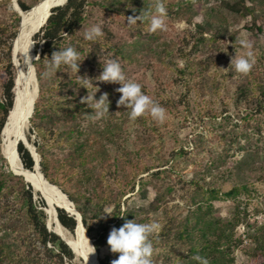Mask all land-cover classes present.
<instances>
[{
	"label": "rangeland",
	"instance_id": "rangeland-1",
	"mask_svg": "<svg viewBox=\"0 0 264 264\" xmlns=\"http://www.w3.org/2000/svg\"><path fill=\"white\" fill-rule=\"evenodd\" d=\"M23 1L28 6H31L38 1L42 2L44 0ZM145 1L163 6L164 27L161 29L150 31L149 16L145 18L141 17L135 24H128L127 17L132 16L135 18L140 15V13L136 12L134 4L118 9L112 8V6H103L104 3L106 4L105 0H91L89 5H87L85 11L86 19L78 35L84 38V32L92 24L99 23L102 25L104 33L99 38H104L109 43L111 42V44L119 47L124 46L126 50H135L137 48L139 50L138 54L135 59L134 55L131 57L133 58L132 61L126 62L121 59L117 61L121 64L127 77L140 83L142 90L153 100L155 96L152 94V90L154 89L158 90L160 95L164 97L165 101L161 104L166 111L164 121H155L148 112L145 123L143 119H138L137 117L133 120L129 114L125 115L123 113V111H126L125 107L118 106L117 104L121 94L116 89L121 85L108 83L107 87L105 82L95 79L101 74L100 71L96 70V76L92 78L93 85L98 87L95 96L108 95L109 112H104L101 115L99 114V110L94 109L93 115L89 118L79 119L74 122H59L57 128H54V130L63 133L73 127L76 132L71 139H67L65 135H61L62 137L58 139V143L47 150V155L50 156L51 160H60L61 162L66 159L70 162L71 160L67 158L71 150L74 149V146L70 147L69 143L72 141L75 142L74 144L77 142L81 143L90 138V142L93 145L89 151L99 148L106 153L103 160L107 162L108 173L104 185L111 187V190L114 191V197L120 194L119 183L116 182L118 178L122 180L123 186L127 182L126 178L136 179L137 184L134 193H131L130 187L125 188L128 190V193L121 200L122 210L127 208L146 210V213H143L140 219H143L144 223L157 222L160 227L155 234L160 232L168 219L183 220L188 214L189 207L187 205L190 204L194 193L192 181L203 176L206 170L214 174L216 181H218V177L219 179L221 177L224 178L225 184L223 188L225 191L238 184L249 185L250 194L243 193L235 200L228 199L215 202L214 206L216 216L226 219H232L236 216L237 220H239L236 236L238 239L240 238L242 243L235 249L236 264H258V253L263 252L264 248H258V244L255 243L256 240L254 241L253 236H261L262 233L259 231L257 234L256 229L264 225V169L263 171L258 170V172L246 175L240 173V170L237 169V163L245 160L244 156L246 154L241 148L245 144L244 139L240 140L242 138L240 136L241 133L248 132L247 134L253 138V142L258 137L264 144V108L259 116L255 114L259 102H264V97L261 95L262 88L264 87V0L246 1L248 6L255 8L256 18L250 15L242 17L232 14L226 9L218 11V15H215L216 17L208 16L207 18L209 9L217 4L219 6L220 0H192V24H188L183 14L173 17L169 14L172 5L175 6V9L173 8L175 10L174 13L177 12L178 8L181 9L186 6L185 0ZM155 9L150 14H155ZM22 13L27 12L21 10L19 0H0V59L5 58V47L3 48V46H5V43L9 44L10 36L17 25L19 26L17 36L19 35L23 19ZM206 18L215 22L214 27L218 25L219 34H217L215 29H213L212 33H208L209 37L217 34L218 41L210 45H199V48L195 49L193 47L195 42L193 37L196 34V27L194 25L204 23ZM217 20L218 23H216ZM44 21L45 19L42 18L38 26ZM6 28H8V31L3 33L2 30ZM154 32L159 38H148ZM190 32L193 35H190ZM139 33L143 38L138 37ZM241 41H249L253 45L251 51L254 53L255 64L247 74L237 73L233 65L230 64L234 56H243L249 50L241 45ZM138 42H142L143 44ZM33 44L32 41L34 56L32 65L36 72L38 84L40 85L38 74L41 75L43 82H47V85L51 80V84L54 85L68 83V79L73 77L75 73H70L66 79L58 70H50L49 62L44 61L39 64V55L35 58ZM168 51L170 53L166 56L165 52ZM187 55H189L188 60ZM98 57L101 63L105 64L113 59V52L99 53ZM84 60H86L84 64L88 71L92 66L88 65L89 59H87V55H85ZM12 63L17 77L16 97L19 91H25L23 92L24 97L28 98L33 87L32 77L21 55L17 54L15 56L13 54V48ZM2 66L7 65H4L2 62L0 68ZM185 68L187 71L182 74L181 70ZM2 77L3 71L0 69V103L6 102ZM244 86L250 90V93L247 99L239 103L237 101V90ZM89 88V91H85L87 95L96 91L91 86ZM148 89L150 94L146 91ZM12 92H14V89ZM51 94L56 99L68 97V94L62 91V89H56ZM157 98H159L158 104L160 105L162 100H160V97ZM96 99L98 100L99 98ZM251 109L254 110L253 118L244 119ZM10 114L6 123L9 121ZM33 116L32 113L28 129L25 132L26 144L32 147L35 142H41L35 131L34 124L31 123ZM2 119L3 112L0 110V124ZM35 121L38 122V119ZM6 123L3 130H0L1 153L14 176L23 177L26 185L29 184L32 187L34 201L38 204L40 197L47 199L48 204L44 199L47 205L45 209L48 215L47 227L50 232L58 235L54 230L55 226L51 221L52 217L48 213L49 199L38 191H35L33 185L28 181L26 182V178L18 174L10 161L5 157L3 144L6 135ZM112 123H119L122 126L121 132L120 130L117 132L118 134L115 139H106L104 134H97L102 130L104 131ZM83 128H88L89 133L81 137L80 132ZM259 129L262 132L260 136L258 133ZM3 131L5 133L2 134ZM26 135L28 139L31 138V142H29L30 140L28 141ZM92 136L98 138L100 142L96 143L92 139ZM182 146H185L186 154L179 156L176 153L181 150ZM222 153L224 155L229 153V157H227L226 165L224 164L218 169V156ZM37 154V160L41 161L40 156ZM103 160L100 162H104ZM2 167L3 163L0 162V168ZM148 168L152 169H150L149 173H144ZM41 172L37 166L32 173H28L34 176L39 174L43 181L47 182L48 180L42 176ZM77 172H74L70 167H61L58 171L52 169L51 177L57 180L61 186V188L58 186V190L55 188L59 193L64 195L65 193H63L62 189H65L80 202L79 208H84V193L80 194V191L75 187ZM71 174L75 175L72 179H69L68 176ZM98 175L99 172L96 171L95 176L97 177ZM6 178L9 186L19 185L21 187L22 183L18 179L11 178L9 175ZM142 180L144 181L142 184L146 183V188L148 189L146 200L138 193L140 190L139 183L143 182ZM211 181H213L212 177H209L207 182ZM47 183L51 185L49 181ZM93 187L94 185L89 190L90 193L96 192L93 190ZM167 187L172 188L170 194L167 193ZM158 190L165 194L164 203L158 212H152L150 204L154 200ZM3 199H1L3 203L14 201L13 196H9V198L4 197ZM73 205L76 207L75 204ZM54 206H58V204ZM113 207L112 205L107 206L106 212L111 213ZM108 216V214L105 216L107 222ZM90 224L97 231L100 222L92 221ZM112 228L113 225H110L105 246L102 247L100 252L101 258H105L106 256L117 258L119 255L118 253H112L110 246L107 244V239ZM67 232L75 240L79 255L75 254L76 259L73 263L66 260L65 264H89L88 246L80 241V231L78 232L77 230V234H72L68 230ZM93 234L97 235V232ZM92 241L94 242V240ZM261 244H264V241H261ZM170 246L159 244L154 247L151 257L152 262L155 264L161 263L167 255L175 258L181 247L172 248V251L169 248ZM255 253L257 254V258H253ZM42 264L55 263L48 261Z\"/></svg>",
	"mask_w": 264,
	"mask_h": 264
},
{
	"label": "trees",
	"instance_id": "trees-1",
	"mask_svg": "<svg viewBox=\"0 0 264 264\" xmlns=\"http://www.w3.org/2000/svg\"><path fill=\"white\" fill-rule=\"evenodd\" d=\"M90 1L91 0H68L63 7L55 9L53 7L51 9V16L50 14H47L49 9L44 13L42 18H44L45 21L41 26H38L39 28L41 27L40 30L38 31L39 28L37 27L32 33V41L33 43L34 41L36 42L34 43L35 45L33 44L34 52L36 53L35 55H39V64L44 61L49 62L51 54L54 51L63 49L67 46H73L80 53L81 63L77 75L92 79L96 76V70L100 72L103 71L102 66L104 63H101V60L98 57L99 53L107 51L113 52L112 60L121 59L129 62L132 61L133 58L131 57L133 55L135 59L139 51L137 48H135V50H126L124 46L119 47L111 44V42L109 43V41L104 38H98L95 42H89L84 38L79 37V31L86 19L85 11ZM105 1L106 4L103 2V6H112V8L118 9L132 6L134 4L136 12L140 13L142 18L146 17V15H144L146 11L151 13L157 6L156 3H149L145 0ZM185 1L187 3L186 6L181 9L178 8L176 13H174L175 10H173V8L175 9V6L172 5L169 14L171 17L183 14L184 17H186L188 24H192L193 14L191 11L193 1ZM246 1L247 0H220L219 6L217 4L209 9L207 18L208 16L216 17L215 15H218V11L221 9H226L230 13L242 17L250 15L253 16V18H256L255 8L248 6ZM39 2L40 1L36 2L34 5ZM34 5L28 6L23 0H19V7L23 12H28ZM207 18L204 23L194 25L196 27V34H194L193 37L195 41L193 47L195 49H198L199 45H210L212 43H217L218 41L217 34L220 32L218 25H215L214 27L215 22L207 20ZM216 23H218V20ZM18 28L19 26L17 25L13 34L10 36L9 44H4L5 58L0 59V67L2 62L4 65H7L0 68L3 71V89L6 100V102L0 103V110L3 112L0 130H3L8 115L12 111L16 100L17 77L12 63V48L14 54L13 43L17 38ZM220 28L222 27L220 26ZM213 29L217 31V34L209 37L208 33H212ZM2 31L3 33H6L8 28L3 29ZM190 35H193L192 32H190ZM138 37L143 38L140 33L138 34ZM148 38L158 39L159 37L154 32L151 33ZM138 43L143 44L142 42ZM16 48L18 52L17 54H20L21 50L18 44ZM165 53L167 56L170 51ZM85 55H87V59H89L88 65L92 66L88 71L84 64L86 63V60H84ZM186 57L188 60L189 55ZM58 71L61 72V75H64V78L66 79L68 78V75L72 73V70L64 65H61ZM186 71L187 69L185 68L184 70H181V73L183 74ZM77 75L75 74L73 77L69 78L68 83L65 82L54 85L51 84V80L47 85V82H43L41 75L38 74L40 92L39 97L35 102L34 110L32 111L34 116L31 123L34 124L35 131L41 142H35L34 146L37 148L36 151L41 159V171L45 178L51 183L55 192L58 191L54 187L60 185L57 180L51 177L52 169L58 171L61 167H70L74 172L78 171L76 174L77 178L75 180V187L80 191V194L82 192L84 193V208H79L80 202L65 189H62L63 193L68 195V198L76 205V210L81 214L82 222L87 230L88 236L94 240L93 245L98 253L97 261H99L100 264H111L116 258L110 256H106L105 258L100 257V252L102 247L105 246V240L110 225L119 228L125 222V219H135L138 223H144L143 219H140V216L143 213H146V210L141 208H127L122 210L121 200L125 198L128 193V190L125 188L130 187L131 193H134L137 184L136 179L126 178L127 182L123 186L122 180L118 178L116 182L119 183L120 194L114 197V191L111 190V187L109 185H104L108 173L107 162L103 160L106 153L99 148L89 151L93 145L90 142V138H87L81 143L77 142L74 144L75 142L73 141L69 143L70 147L74 146V149L68 154L67 159H70V162L66 159L61 162L60 160H51L50 156L47 155V150L58 143V139L62 137L61 135H65L67 139H71L76 132L73 127L63 133L54 130V128H57L59 122H74L79 119L89 118L93 115L92 113L94 109L82 102L83 98L87 96L85 91H89L90 88L89 86L88 89L81 87L79 83L80 78ZM105 85L108 87V83L105 82ZM13 89L14 92H12ZM56 89H62V91L68 94V97L56 99L51 94ZM146 91L150 94L149 89ZM249 93L250 90L247 89V87L244 86L239 88L237 90V101L242 103V100L248 98ZM152 94L155 96L154 101L156 103L159 102V98L157 97H160V100H162L160 105L165 101L164 97L160 95L158 90H152ZM261 95L264 97V87L262 88ZM95 97L100 98L101 96ZM258 107L255 114H258L259 116L264 108V102H259ZM123 113L128 115L129 110L126 109ZM253 114L254 110L251 109L244 119L253 118ZM139 118L143 119L145 123L147 120V112L138 117V119ZM37 119L38 122L35 121ZM121 129L122 126L119 125V123H112L109 127H106L104 131L102 130L97 134H104L106 139H115L118 134L117 132L119 130L121 132ZM88 131V128H83L80 132V136L83 137L82 135L89 133ZM247 133L248 132H244L240 135L242 137L240 140L244 139L245 143L243 146H241L240 143V146L246 154L244 156L245 160L237 163V169L240 170V173L250 175V173L253 174L258 172V170L263 171L264 169V144L258 137L255 142H253V138ZM258 133L260 136L262 133L260 129ZM92 139H94L96 143H98V141L100 142L95 136H92ZM28 141L31 142V138H29ZM17 152L24 168L27 169L28 172H33L36 164L35 160L22 140L17 144ZM176 154L179 156L186 154L185 146H182L181 150ZM227 157H229V153L226 155L222 153L218 156V169L226 163ZM100 159L104 162H100L102 161ZM0 162L3 163V167H5L0 168V264H42L47 263L48 261L50 263L54 262L55 264H65L66 260L73 263L76 259V255L71 248L58 235L50 232L47 227L48 215L45 210L47 207V199L44 198L46 200L45 202V200L40 197L38 204L34 201L32 187L29 184L26 185L23 177L14 176L6 159L1 153V148ZM150 169L152 168L146 169V172L144 173H149ZM96 171L99 172L97 177L95 176ZM7 175L11 178L18 179L22 183L21 187L19 185L9 186L6 178ZM74 175L75 174H71L68 178L72 179ZM156 175L158 176V174ZM209 177H212L213 181L207 182ZM142 183H144V181L139 183L140 190L138 193H140V196L146 200L148 189L146 188V183ZM224 184V178L221 177V179H219L218 177V181H216L214 174L209 170H206V173L200 178L193 179L192 185L194 186V193L190 204L187 205L189 207L188 214L183 220L168 219L160 232L157 234L153 233L150 236L153 248L159 244H164L165 246L171 245L169 247L170 250L177 246L181 247L175 258H171L169 257L170 255H167L164 257V260L158 264H199L195 259L196 256L202 257L207 264H236L235 249L240 243H242L240 238L238 239L236 236V228L239 220H237L236 216L232 219L216 216L214 203L228 199L235 200L243 193L250 194L251 190L247 184H238L225 191L223 188ZM92 185H94L93 190L96 191L95 193L89 192ZM166 190L169 194L172 192V188L167 187ZM9 196H13L14 201L3 203V198H9ZM164 197L165 194L160 190L156 192V196L150 204L152 212H158L160 210L164 203ZM110 205L114 207L111 215L108 216L107 222L105 220V213L107 206ZM61 208L62 207H60L59 204L58 206H54L56 216L58 214L59 222L72 234L76 233L78 225L77 220ZM92 221L100 222L97 231L91 227L90 223ZM259 231L262 235L253 236V239L254 241L256 240L255 243L258 244V248L263 249L264 244H261V241H264V225L263 227L256 229L257 234ZM94 232H97V235H94ZM253 258H257L256 253ZM257 261L258 264H264V251L258 253ZM152 264L155 263L152 262Z\"/></svg>",
	"mask_w": 264,
	"mask_h": 264
},
{
	"label": "clouds",
	"instance_id": "clouds-1",
	"mask_svg": "<svg viewBox=\"0 0 264 264\" xmlns=\"http://www.w3.org/2000/svg\"><path fill=\"white\" fill-rule=\"evenodd\" d=\"M163 12V6L157 5L155 14H150L148 11L144 13V15L149 16L150 31H156L164 27ZM140 18L141 14L135 18L129 16L127 17L128 24H135ZM103 34L102 25L94 23L84 32V39L89 42H95ZM241 45L249 50L243 56H234L230 64L233 65L237 73L247 74L255 64L254 53L251 51L253 45L249 41H241ZM80 63V53L78 50L73 46H67L51 54L49 68L50 70H58L61 65H64L77 75ZM102 67L103 71L95 79L101 82L121 85L116 89L121 94L117 104L129 110L131 119L134 120L148 112L155 121H164L166 116L165 109L142 90L140 83L127 77L117 60H109ZM77 76L80 78L79 83L81 87L88 89V86H91L96 89L95 92L88 93L82 102L92 109L99 110V114L101 115L104 112H109L108 95L104 94L97 100L95 93L98 91V87L93 85L92 79ZM105 214L111 215L108 212ZM159 227L157 222L138 223L135 219H125L122 226L119 228L113 227L109 233L107 244L110 246L112 253H118L119 255L111 264H152L151 257L154 249L150 236L158 231ZM94 252L95 250L89 254ZM195 259L199 264H207L202 257L196 256Z\"/></svg>",
	"mask_w": 264,
	"mask_h": 264
},
{
	"label": "bare ground",
	"instance_id": "bare-ground-1",
	"mask_svg": "<svg viewBox=\"0 0 264 264\" xmlns=\"http://www.w3.org/2000/svg\"><path fill=\"white\" fill-rule=\"evenodd\" d=\"M61 1H65V0H44L39 4H37L36 6L32 7V9L29 12L22 14L23 19H22L21 30L19 32V35L17 36V40H15L14 42V54L15 56H17L18 52L16 46L18 44L21 50L20 52L21 58L23 59L24 64L27 65L29 68V72L32 77L33 87L30 96L28 98L24 97L23 92L25 91L23 92L19 91L16 97L14 107L10 114V120L7 122L5 126L6 135L3 144V149H4L5 157L10 161L14 170L18 174L24 176L26 180L33 185L35 191H38L39 193H41V195L46 196L49 199L50 205L48 207V213L51 215L50 217H52L51 221L54 223L55 232L66 243L68 242L69 246L77 253V255H79L75 240L57 220L56 212L54 209V205L59 204L63 209L67 210L69 213L75 214L76 209L74 205L65 195L55 192L51 187V185L47 182H44L39 174H37L36 176L29 174L24 168L16 149L17 142L22 140L25 146L28 148V150H31L35 154L34 148L31 145L26 144V139H25V132L28 129L32 111L34 109L35 102L39 97L38 82L34 74L35 71L32 65V61L34 58L33 48H32L33 47L32 33L37 28L44 13L49 9L47 14H50L51 9L54 7V4L56 2H61ZM40 28L38 29V31L40 30ZM79 231H80L79 233L80 241H82L88 246V254L90 252H93L94 249L90 247L92 246V244L90 243L89 239L86 237L84 230L81 227H78V232ZM89 257H90L88 261L89 264H99L97 261L96 252L89 254Z\"/></svg>",
	"mask_w": 264,
	"mask_h": 264
},
{
	"label": "water",
	"instance_id": "water-1",
	"mask_svg": "<svg viewBox=\"0 0 264 264\" xmlns=\"http://www.w3.org/2000/svg\"><path fill=\"white\" fill-rule=\"evenodd\" d=\"M68 2V0H66V1H61V2H56L55 4H54V9L55 8H59V7H63L66 3ZM23 14V13H22ZM52 15V12L50 13V16ZM49 16V17H50ZM46 24H47V22H46ZM45 24V25H46ZM21 25H22V22H21ZM44 25V26H45ZM20 30H21V28H20ZM35 43V42H34ZM35 45V44H34ZM36 54V53H35ZM37 57V55L35 56V58ZM34 74H35V76H36V72H34ZM36 79H37V77H36ZM38 82V81H37ZM38 91L40 92V89H39V84H38ZM10 114V113H9ZM9 116V115H8ZM8 119V118H7ZM3 133H5L4 131L2 132V134ZM33 148H34V150L36 151V147L33 145ZM29 152L32 154V156H33V158H34V160H35V167H34V169H36V167L38 166V169L41 171V167H40V161H37V158L35 157L36 155L35 154H37V151H36V153L34 154L31 150H29ZM38 155V154H37ZM27 170V169H26ZM16 175H18L16 172H14ZM42 173V172H41ZM42 176L45 178V176L43 175V173H42ZM25 181L27 182V180L25 179ZM48 182V181H47ZM56 188H58L57 186H56ZM60 190V189H59ZM61 191V190H60ZM67 198H68V196L66 195V194H64ZM71 203L72 204H74L72 201H71ZM62 209V208H61ZM63 210H65V209H63ZM68 214H70V216H72V217H75V219L77 220V222H78V225H77V228H76V234H77V230H78V227H81L83 230H84V232H85V234H86V237L89 239V241H90V243L92 244V247H94V245H93V241L90 239V237L88 236V233H87V230H86V228L84 227V225H83V222H82V216H81V214L77 211V210H75V214H72V213H69L67 210H65ZM57 220L59 221V219H58V214H57ZM61 224V223H60ZM59 236V235H58ZM62 239V238H61ZM63 240V239H62ZM64 241V240H63ZM65 242V241H64ZM66 243V242H65ZM67 244V243H66ZM68 246H69V244H67ZM70 247V246H69ZM71 248V247H70ZM95 248V247H94ZM93 248V249H94ZM71 250L73 251V253L74 254H76V252L71 248ZM95 250V252H96V256H97V258H98V253H97V251H96V249H94ZM98 263H99V261H98ZM100 264V263H99Z\"/></svg>",
	"mask_w": 264,
	"mask_h": 264
}]
</instances>
